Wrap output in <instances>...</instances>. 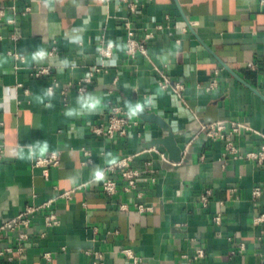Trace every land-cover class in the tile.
<instances>
[{
  "label": "crops",
  "instance_id": "1",
  "mask_svg": "<svg viewBox=\"0 0 264 264\" xmlns=\"http://www.w3.org/2000/svg\"><path fill=\"white\" fill-rule=\"evenodd\" d=\"M140 1L131 12L121 0H0L18 12L28 9L13 26L0 22V264H186L183 255L194 243L205 249L197 264H264L258 238L264 226L252 222L264 206V193L252 196L254 187L264 190V162L245 156L264 135V0ZM127 20L137 39L152 33L145 55L126 54ZM107 43L112 55L102 58ZM53 45L57 51L49 55ZM10 50L24 63L15 67ZM43 65L49 76L29 75ZM95 67L100 71L78 92ZM160 71L182 85L179 95L159 87ZM51 80L58 87L48 93ZM113 106L139 123L124 137L103 139L93 129L106 123ZM140 109L161 117L184 160L160 157L167 155L164 146L149 143L166 131L139 118ZM219 122L223 137L201 131ZM231 122L249 128L232 131ZM49 152H57L59 163L44 178L33 159ZM125 155L142 171L140 199L120 186L107 195L94 179ZM105 176L120 180L117 173ZM207 188L203 208L199 194ZM68 190L69 197L60 196ZM48 199L50 207L26 229L28 239H18L20 228L1 230ZM135 202L152 210L138 212ZM122 203L127 210H119ZM48 211L56 216L49 227ZM124 248L140 260L126 257Z\"/></svg>",
  "mask_w": 264,
  "mask_h": 264
},
{
  "label": "built area",
  "instance_id": "2",
  "mask_svg": "<svg viewBox=\"0 0 264 264\" xmlns=\"http://www.w3.org/2000/svg\"><path fill=\"white\" fill-rule=\"evenodd\" d=\"M122 2L126 3L128 9L131 12H135L138 7H142L143 3L140 0H121ZM28 9L25 8L23 11H19L16 9L14 5L4 6L0 4V22H4L9 26H13L16 22V15L18 13L24 14ZM9 13V14H8ZM124 28L126 31V39H125V52L129 56H134L137 53L146 54V46L145 41L149 40L152 37L151 32H146L143 36V39L139 40L135 37L134 30L131 26L130 21H125ZM11 39L16 40L17 36H11ZM112 44H105V46L101 47L99 50V56L102 58H108L112 55ZM56 47L53 45L49 50L48 54L53 55L56 53ZM9 56L14 61L15 67L24 63V57L19 55L15 51H8ZM100 71V67H95L89 73V76L83 80V82H79L78 85V92L83 93L86 91V83L92 79V76ZM51 74V68L48 65L43 66H32L29 70V75L31 77H40V76H49ZM215 79H212L209 83V87L214 86ZM21 86V84H18ZM158 85L161 89H168L179 95L182 89V85L179 82L173 83L168 75L160 71L159 72V79ZM58 87V82L55 80H51L50 83L47 85V92L53 93L54 90ZM139 120L137 117H133L127 114L118 106H113L109 109V113L107 116L106 123L103 126L95 127L93 129L94 134L102 137L103 139H112L115 137H124L126 136L132 127L138 125ZM225 122H219L216 124H208L201 128V131L205 132L206 137L214 138L216 136L223 137L222 131L225 128ZM3 125V121L0 117V129ZM232 131H239L241 128H249L247 125L242 123H235L231 122ZM259 134V133H258ZM261 142L258 144L257 149L248 151L245 156L246 158L253 160L257 163L264 162V135L259 134ZM229 150L233 153L237 152L230 142L226 144ZM84 153L89 157L90 154L88 150H84ZM4 157V149L3 144L0 140V160ZM160 157L165 160L169 161L167 155L165 153H160ZM133 155H125L117 159L111 164L106 165L99 173L94 177L95 180L99 181L101 191L107 195L114 194L117 192L119 186L123 193H134L135 190L138 188L139 182L142 180V171L138 168H134L130 166L132 161ZM87 161H91L87 158ZM59 163V158L57 152H49L43 155H38L33 159V165L35 167L41 168V175L44 178L49 176V170L52 167H56ZM149 164V163H147ZM147 170V169H146ZM105 171H109L110 174L117 173L119 177L114 178L113 176H105ZM149 171V170H147ZM150 180H154V177H150ZM121 181V182H119ZM212 192V188H207L199 194V201L203 208L208 206L209 195ZM264 193L260 187H254L252 190L253 197H260ZM70 191H64L60 194V196L69 197ZM135 197L140 199L143 195L142 191H135ZM53 199H48L42 202L39 205L29 206L24 209L21 213L12 217L11 219L7 220L5 223L2 224L1 230L5 231H12L15 229L20 228L21 230L18 233L19 240H26L28 239V233L26 229L30 225L32 218L34 215L42 209H48L52 203ZM138 212H146L152 210V206L143 203V202H135L134 203ZM129 205L127 203H122L119 205V210H127ZM212 221L215 224H220L221 216L219 213H214L212 216ZM44 222L47 227L54 225L56 223V216L53 212L48 211L44 215ZM253 224L256 226L263 225L264 226V206L262 211L255 215L252 220ZM259 239L264 240V232L258 237ZM24 249V245L19 244L17 250L20 252ZM122 252L125 254L126 257L132 259L134 262H138L140 260L139 257L135 256L133 251L130 248L122 249ZM47 259H50V254L45 253L44 255ZM205 257V249L202 246L197 244H193L189 254L183 255V260L186 264H197L201 259Z\"/></svg>",
  "mask_w": 264,
  "mask_h": 264
},
{
  "label": "water",
  "instance_id": "3",
  "mask_svg": "<svg viewBox=\"0 0 264 264\" xmlns=\"http://www.w3.org/2000/svg\"><path fill=\"white\" fill-rule=\"evenodd\" d=\"M137 116L139 118L143 119L144 121L155 122V123L159 124L166 131L165 136L158 138V139H154L149 144L150 145H152V144L163 145L166 152H167V156H168L169 160L173 161L174 163H179L183 159L182 153H181V148L176 144L172 131L164 123V121L161 119V117L154 114V113H147L143 109H140L137 111Z\"/></svg>",
  "mask_w": 264,
  "mask_h": 264
}]
</instances>
